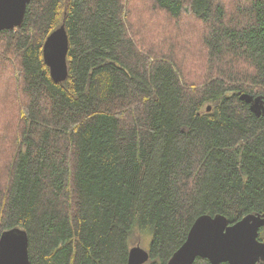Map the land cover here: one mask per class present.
Here are the masks:
<instances>
[{
    "label": "trees",
    "instance_id": "obj_1",
    "mask_svg": "<svg viewBox=\"0 0 264 264\" xmlns=\"http://www.w3.org/2000/svg\"><path fill=\"white\" fill-rule=\"evenodd\" d=\"M231 2L30 0L0 31V235L25 231L30 264H127L144 232L167 264L199 216L264 215V116L238 99L264 98V0Z\"/></svg>",
    "mask_w": 264,
    "mask_h": 264
},
{
    "label": "water",
    "instance_id": "obj_2",
    "mask_svg": "<svg viewBox=\"0 0 264 264\" xmlns=\"http://www.w3.org/2000/svg\"><path fill=\"white\" fill-rule=\"evenodd\" d=\"M30 0H0V31L21 26ZM68 37L63 26L47 36L43 44V60L54 82L68 76ZM238 99L246 103L256 117L264 116V98L240 93ZM208 106L207 111H210ZM264 227V215L249 214L234 224L223 215H201L191 225L183 244L167 264H193L197 258L209 264H263L264 244L259 230ZM147 250L139 245L130 248L127 264H145ZM0 264H30L28 237L25 231L11 229L0 235Z\"/></svg>",
    "mask_w": 264,
    "mask_h": 264
},
{
    "label": "rangeland",
    "instance_id": "obj_3",
    "mask_svg": "<svg viewBox=\"0 0 264 264\" xmlns=\"http://www.w3.org/2000/svg\"><path fill=\"white\" fill-rule=\"evenodd\" d=\"M229 2H231V0H228ZM241 2L242 0H232L231 3H237ZM148 44V41L146 42ZM147 46V45H146ZM187 50L189 51V53L187 54V57L190 58V63L193 62L195 67H202V65L205 62L204 56L203 58L200 57L201 53L200 52H196L193 49H190L188 47H186ZM197 74L200 76L201 75V71H198ZM3 95V93H2ZM5 104V105H4ZM8 98L4 97V99H0V133L4 131L5 127L7 126L5 124V122L7 121V112H8ZM3 105L4 108H6V110H3ZM0 148H2V150L4 151V156H6L7 161H9V157L11 156L12 152L10 151V149L7 146L6 142L2 141V145H0ZM2 159L0 157V162H2ZM145 235L141 236V241L139 243H137V236L135 235L134 241H135V245H139L141 248H143L144 250L148 249V245L151 239V235L148 232H144Z\"/></svg>",
    "mask_w": 264,
    "mask_h": 264
}]
</instances>
